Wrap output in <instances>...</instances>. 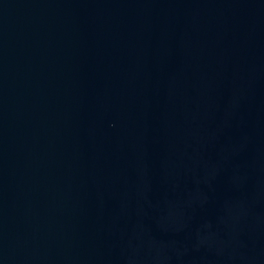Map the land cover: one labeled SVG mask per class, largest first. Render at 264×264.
<instances>
[{
  "label": "water",
  "instance_id": "water-1",
  "mask_svg": "<svg viewBox=\"0 0 264 264\" xmlns=\"http://www.w3.org/2000/svg\"><path fill=\"white\" fill-rule=\"evenodd\" d=\"M0 264H264V0H0Z\"/></svg>",
  "mask_w": 264,
  "mask_h": 264
}]
</instances>
